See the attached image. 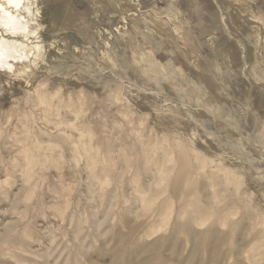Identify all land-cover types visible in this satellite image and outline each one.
I'll return each mask as SVG.
<instances>
[{"label": "rangeland", "instance_id": "rangeland-1", "mask_svg": "<svg viewBox=\"0 0 264 264\" xmlns=\"http://www.w3.org/2000/svg\"><path fill=\"white\" fill-rule=\"evenodd\" d=\"M249 2L20 11L38 49L23 77L0 71V264H264V4Z\"/></svg>", "mask_w": 264, "mask_h": 264}, {"label": "bare ground", "instance_id": "bare-ground-1", "mask_svg": "<svg viewBox=\"0 0 264 264\" xmlns=\"http://www.w3.org/2000/svg\"><path fill=\"white\" fill-rule=\"evenodd\" d=\"M30 2L31 0H0V71L6 72L9 79L23 77L22 75L29 71L35 61L29 57L30 52L35 50L37 45L29 47V44V48L26 49L28 44H24L27 42L25 41L27 37L34 36V32L24 20L26 16L20 13L25 9L29 15H32Z\"/></svg>", "mask_w": 264, "mask_h": 264}, {"label": "crops", "instance_id": "crops-1", "mask_svg": "<svg viewBox=\"0 0 264 264\" xmlns=\"http://www.w3.org/2000/svg\"><path fill=\"white\" fill-rule=\"evenodd\" d=\"M253 1H255V2H257L258 3V1L259 2H261V4H264V0H253ZM248 3H250V7H252V3L251 2H249V0H248ZM260 4V3H259Z\"/></svg>", "mask_w": 264, "mask_h": 264}]
</instances>
